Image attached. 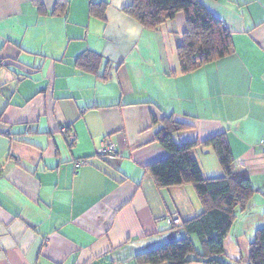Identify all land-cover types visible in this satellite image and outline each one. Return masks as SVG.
I'll use <instances>...</instances> for the list:
<instances>
[{
  "label": "crops",
  "instance_id": "1",
  "mask_svg": "<svg viewBox=\"0 0 264 264\" xmlns=\"http://www.w3.org/2000/svg\"><path fill=\"white\" fill-rule=\"evenodd\" d=\"M93 1L107 4L104 19L88 0H0V264H133L184 237L202 211L194 188H159L146 170L167 155L155 140L164 116L188 126L174 142L225 133L236 169L251 182L264 175V0H199L232 49L188 74L177 57L183 13L150 31L123 11L131 0ZM85 51L100 56L95 71L78 64ZM108 142L115 154L98 156ZM192 153L204 178L222 176L212 149ZM257 188L222 262L247 264L264 224Z\"/></svg>",
  "mask_w": 264,
  "mask_h": 264
},
{
  "label": "trees",
  "instance_id": "2",
  "mask_svg": "<svg viewBox=\"0 0 264 264\" xmlns=\"http://www.w3.org/2000/svg\"><path fill=\"white\" fill-rule=\"evenodd\" d=\"M88 1L89 15L104 19L107 4ZM37 4L39 10H42L41 4ZM123 11L150 31L172 20L177 13L184 14L186 30L181 44L177 47V57L183 74L226 57L232 49L231 31L199 0H131ZM99 61L100 56L92 51H85L78 57V64L86 71H95ZM161 123L162 127L156 133L155 140L166 150L167 155L149 164L146 170L159 188L191 185L202 204V211L183 222L184 237L169 240L136 254L133 264H187L193 261L224 264L219 259L224 255V239L236 219V214L248 208L256 190L252 187L248 173L236 169L225 133L201 142L176 143L173 135L188 126L175 121L172 116H164ZM68 136L65 139L72 146L75 139L70 142ZM197 146L212 149L222 169V176H202L192 153ZM189 235L197 237L201 254L196 252ZM246 262L264 264V224L257 229L249 244Z\"/></svg>",
  "mask_w": 264,
  "mask_h": 264
},
{
  "label": "built area",
  "instance_id": "3",
  "mask_svg": "<svg viewBox=\"0 0 264 264\" xmlns=\"http://www.w3.org/2000/svg\"><path fill=\"white\" fill-rule=\"evenodd\" d=\"M58 131H60L61 133L65 132V127L64 126H59ZM68 140L71 142L74 140V136L73 135H69L68 136ZM98 155H100L101 157L104 158H108L110 156H112L113 154H115V146L112 143H103L100 147V149L98 150ZM166 222L171 226V227H176L181 225V220L176 217V216H171V217H167L166 218Z\"/></svg>",
  "mask_w": 264,
  "mask_h": 264
},
{
  "label": "rangeland",
  "instance_id": "4",
  "mask_svg": "<svg viewBox=\"0 0 264 264\" xmlns=\"http://www.w3.org/2000/svg\"><path fill=\"white\" fill-rule=\"evenodd\" d=\"M25 82L26 81H24L22 84H21V87H23L24 86V84H25ZM252 180H253V182H251V184H252V187L254 188V189H256V187H259V188H257L258 189V191H257V194L259 195V196H261V197H264V175L263 174H257V175H254L253 176V178H252ZM258 185V186H257ZM260 207H262L261 205H260ZM238 216V215H237ZM239 220V217H236V219H235V221H234V228H233V232H235L234 231V229H237V232H239L240 231V227L239 226H241L242 225V223H240V221H238ZM248 235V234H247ZM220 258V257H219ZM224 260H226V261H223L225 264H237V263H234V262H231V261H229L230 260V258H227V259H224ZM246 264V263H245Z\"/></svg>",
  "mask_w": 264,
  "mask_h": 264
}]
</instances>
